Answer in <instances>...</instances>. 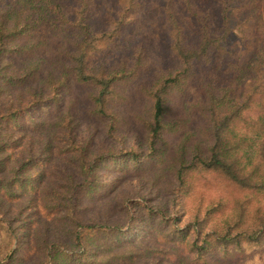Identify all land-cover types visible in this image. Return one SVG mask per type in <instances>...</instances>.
I'll return each instance as SVG.
<instances>
[{
  "label": "trees",
  "instance_id": "16d2710c",
  "mask_svg": "<svg viewBox=\"0 0 264 264\" xmlns=\"http://www.w3.org/2000/svg\"><path fill=\"white\" fill-rule=\"evenodd\" d=\"M263 5L0 0V264H264Z\"/></svg>",
  "mask_w": 264,
  "mask_h": 264
},
{
  "label": "rangeland",
  "instance_id": "374dc122",
  "mask_svg": "<svg viewBox=\"0 0 264 264\" xmlns=\"http://www.w3.org/2000/svg\"><path fill=\"white\" fill-rule=\"evenodd\" d=\"M246 1H249V0H246ZM99 25H101V23H99ZM136 44L137 42L134 40L130 42L125 41L123 44V48L118 53H116L117 58L128 56V54H130L134 50V48L136 47ZM133 141H134L133 137L127 138L119 142H116L114 146L119 147V148H128L129 146L133 144ZM123 191L128 195V197L132 198L136 194H139L138 196H142L144 193H147L149 189L145 187L144 185H142L140 181H130V182H126L123 185Z\"/></svg>",
  "mask_w": 264,
  "mask_h": 264
}]
</instances>
